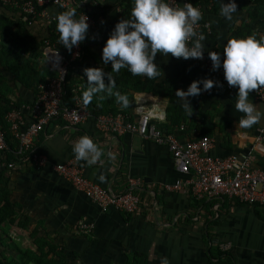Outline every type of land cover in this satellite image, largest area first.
<instances>
[{"label": "crops", "instance_id": "1", "mask_svg": "<svg viewBox=\"0 0 264 264\" xmlns=\"http://www.w3.org/2000/svg\"><path fill=\"white\" fill-rule=\"evenodd\" d=\"M221 2L216 8L195 5L203 13L199 22L209 26V31L207 27L201 31L206 56L208 51H218L223 58L226 41L250 20L252 0H236L237 12L231 20L220 15ZM103 3L111 9L97 27L111 33L123 19L122 11L113 7L114 0ZM60 12L55 5L46 6L45 13L30 26L38 38L46 36ZM257 30L264 35V29ZM209 35H214L212 42L207 40ZM91 48L101 53L103 47ZM155 63L161 68L156 81L164 83L163 93H135L130 119L148 113L157 127L181 140L209 135L214 139L213 156H237L264 169V143L257 138L264 119L250 129L239 128L243 114L235 110L237 88L227 84L222 67L213 70L196 59L160 53ZM82 76L86 79L84 73ZM202 78L221 86L188 97L193 108L188 115L175 91ZM18 87L23 105L32 107L37 92ZM249 99L264 111V102L255 97L254 90ZM31 107L24 112L27 125L32 122ZM85 134L105 152L96 164L79 161L85 177L116 194L133 190L140 197L138 209H104L55 171L56 164L75 158L72 145ZM35 142L47 158L46 165L8 170L2 180L10 191V201L22 214L17 219L27 221L26 229L7 226L12 240L22 248L64 250L71 264H162L165 258L168 264H264V205L245 204L234 197L198 200L188 189H168L187 176L167 145L134 132L101 133L95 116L77 127L53 122Z\"/></svg>", "mask_w": 264, "mask_h": 264}, {"label": "built area", "instance_id": "2", "mask_svg": "<svg viewBox=\"0 0 264 264\" xmlns=\"http://www.w3.org/2000/svg\"><path fill=\"white\" fill-rule=\"evenodd\" d=\"M5 4H22L23 10L27 13L43 15L48 5H59L63 8H74L70 0H2ZM176 6L182 7L188 0H172ZM40 9H42L40 11ZM40 11V12H39ZM89 29L96 26V21L87 13ZM83 15L80 13L79 16ZM55 19V18H54ZM209 31L208 25L200 22L196 25V31L201 33L203 28ZM43 47L46 61L50 53L58 52L61 60L58 66L53 67L51 62L48 66L57 71V75L46 84H40L37 96L31 106L22 105L20 108H12L6 119L11 125L13 138L17 141L16 147L10 150L9 141L6 139L5 131L0 124V172L2 170H16L23 166L34 165L39 168L47 163L46 156L37 146L35 139L40 132L57 119H62L67 126H76L84 123L93 114L81 103L78 94L74 97V103L67 104V72L70 65L76 60L85 57V50L82 42L73 47L71 52L58 42L47 41ZM51 55V54H50ZM197 61L207 64L212 68V62L204 54L203 59ZM83 70L78 71L81 76ZM77 93V90H75ZM255 97L264 102V89L254 90ZM32 108V122L26 124L24 112ZM96 117L97 129L101 133L134 132L146 139H152L161 145H167L177 162L179 170L186 179L169 185L168 189H188L192 196L198 200H223L226 197L237 198L245 204L264 205V169L255 168L249 160L241 161L237 156L224 158L215 157L211 151L214 147V139L209 135L191 140H181L172 134L157 127L152 122L150 114H142L137 120H132L128 115L102 114ZM258 140L264 143V126L259 128ZM12 152L16 160L5 161L6 153ZM55 171L67 180L91 200L104 209L109 207L122 208L125 211L133 212L138 209L140 197L129 189L128 191L116 194L115 192L101 187L89 180L84 175V169L75 158L54 166ZM133 181V180H132ZM135 184V182L133 181ZM138 185V184H137Z\"/></svg>", "mask_w": 264, "mask_h": 264}, {"label": "clouds", "instance_id": "3", "mask_svg": "<svg viewBox=\"0 0 264 264\" xmlns=\"http://www.w3.org/2000/svg\"><path fill=\"white\" fill-rule=\"evenodd\" d=\"M235 12L236 0H222V17L231 20ZM202 17L201 9L191 2H185L180 7L172 0H133L130 17L115 24L102 48V62L104 65L110 63L111 71L105 72L103 67L83 69L88 87L82 93V105L86 107L95 96L104 94L114 96L121 108L129 107V98L117 90L112 73H119L125 68L134 76L154 79L160 75L161 69L155 63L157 53L164 56L171 54L185 60L203 59L205 36L196 31V25ZM55 19L58 43L69 52L86 39L89 24L84 13L77 17L76 9L69 8L58 13ZM50 54L47 63L58 66L61 60L58 52ZM208 57L212 69L222 67L227 84L237 88L235 110L243 114L238 121L239 128L250 129L258 124L264 119V111L258 109L249 96L252 90L264 89V35L253 33L229 38L223 47V58L218 51H208ZM214 86L221 85L211 78H202L193 80L186 89H177L175 94L190 115L193 108L188 97L211 91ZM72 152L77 161L82 160L89 165L100 162L105 155L103 149L87 134L73 143ZM100 179L103 180V177ZM162 264H168L166 258Z\"/></svg>", "mask_w": 264, "mask_h": 264}, {"label": "trees", "instance_id": "4", "mask_svg": "<svg viewBox=\"0 0 264 264\" xmlns=\"http://www.w3.org/2000/svg\"><path fill=\"white\" fill-rule=\"evenodd\" d=\"M103 1L70 0L71 5L76 9L77 17L80 13H87L96 21V26L87 31L86 39L82 42L85 57L73 62L68 69L66 75L67 95L65 98L67 104H72L73 96L76 94L81 98L83 91L88 87L87 79L78 75L80 69L82 70L83 67H103L105 72L111 71V64L104 65L102 62V52H96L91 48L93 45L103 47L110 35L109 32H104L99 26L97 27L99 19L106 16L111 9V5L107 7ZM188 2H191L193 6L204 5L214 8L219 4V0H188ZM112 5L121 9L122 18L130 17L133 0H114ZM55 6L61 12L68 9L59 5ZM39 17V13L33 15L25 12L22 4H5L0 0V124L5 131L6 139L9 141V151L16 147L17 141L13 138L11 125L6 119V115L12 108H20L23 105L18 86L23 85L38 93L40 84H46L57 75V71L48 66L43 51L47 41L58 42L59 33L56 31V19L52 20L48 26L46 36L38 38L30 26ZM257 29H264V0H252L250 20L237 27L232 38L253 33L259 36ZM213 38L214 35H209L207 40L212 42ZM6 72L8 76L5 74ZM112 74L116 81L117 90L122 94H127L130 101L129 107L121 108L114 96L108 97L104 94H98L87 105L93 116L122 113L129 117V110L133 106L135 93L151 92L156 95L163 93L164 83L156 81L158 77L149 79L141 75L134 76L125 68H122L119 73ZM11 82H14V87L11 86ZM12 95H15L16 99H13ZM53 122L65 123L62 119ZM77 126L79 125L72 127ZM43 132L41 131L40 134ZM4 160L9 162L16 160V158L12 152H7ZM6 171L8 170L0 172V264H71L64 250H56L53 247L50 250H45L41 247L39 251H33L30 248H22L14 239L12 240L8 234L7 226L26 229L25 223L27 224V221L22 218L17 219L22 214L18 213L19 210L16 209V205L10 201V191L2 183Z\"/></svg>", "mask_w": 264, "mask_h": 264}]
</instances>
